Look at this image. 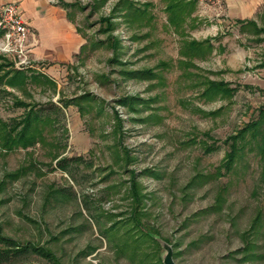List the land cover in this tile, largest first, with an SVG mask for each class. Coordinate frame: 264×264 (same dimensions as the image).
Instances as JSON below:
<instances>
[{
  "label": "rangeland",
  "instance_id": "1",
  "mask_svg": "<svg viewBox=\"0 0 264 264\" xmlns=\"http://www.w3.org/2000/svg\"><path fill=\"white\" fill-rule=\"evenodd\" d=\"M62 1L71 4L63 9L83 38L81 52L54 67L31 58L17 68L0 55V63H11L4 70L31 77L23 89L0 84L3 120L26 112L17 101L61 109L50 113L54 125L44 129V142L0 148V180L25 170L0 192L2 233L51 248L63 264H137L140 252L158 264L163 243L177 264H264V182L253 152L236 172L186 188L196 174L215 171L227 151L222 141L264 106V31L242 30L222 0H196L176 29L164 0H134L150 3L148 22L126 16L119 0ZM242 20L264 29V4ZM191 39H210V52L182 56V42ZM209 80L237 91L207 96ZM213 141L218 147L205 152ZM59 158L67 159L66 171ZM223 187L221 209L200 213ZM55 189L65 195L54 198ZM136 217L159 246L145 240L131 261V251L115 245L138 238ZM248 242L254 247L243 252ZM20 262L52 264L37 254Z\"/></svg>",
  "mask_w": 264,
  "mask_h": 264
},
{
  "label": "trees",
  "instance_id": "2",
  "mask_svg": "<svg viewBox=\"0 0 264 264\" xmlns=\"http://www.w3.org/2000/svg\"><path fill=\"white\" fill-rule=\"evenodd\" d=\"M165 1V11L167 13L168 22L174 26V28H179L182 22H185L186 18L192 14L195 10L196 0H164ZM58 4L60 7L67 9L69 4L63 2L62 0H58ZM137 1L134 0H119L116 3V8L124 9L126 16L133 17L134 20L138 22H143L144 20L149 21L151 15H147V7L150 5L148 1L143 2L137 6ZM141 5V6H140ZM67 17L70 18V14L66 13ZM235 22L240 24V28L246 31L247 28L250 27L252 32L258 34L264 29H260L256 27V24L253 20H242L236 19ZM247 27V28H246ZM181 28V27H180ZM248 30V29H247ZM217 38V37H216ZM84 48V44L81 45L79 52ZM212 45L210 44V39L196 41L191 39L189 41H183L182 46L179 49V53L184 57H198L200 55L206 54L210 52ZM1 58V57H0ZM11 63H0V84L11 87V88H19L23 89L28 80L31 79L25 71L21 69H6L10 68ZM8 66V67H7ZM137 72H135L136 74ZM139 74L143 75V72H139ZM207 87L204 91V94L207 96H212L215 94L222 95H232L237 91V87H229L224 81H208ZM73 101V100H71ZM63 105L67 106L69 102L61 101ZM16 104L24 105L27 107L26 112L19 118L18 120L12 119L7 122L0 117V148L5 151H11L16 148H28L36 143L44 142V129L49 126L54 125L55 117L50 116L52 110L60 111L59 107H40L35 108L34 106H30L23 101H17ZM218 112V111H217ZM211 114L216 113V111L210 112ZM213 141L212 145L206 144L204 146L205 152H210L214 150L218 145ZM222 143L227 145V151L224 154L221 163L216 167L214 172L209 174H201L198 173L189 180L186 185V188H190L191 186L201 185L210 180L217 178L225 173H234L236 172V168L243 161L244 157L248 153H254L258 160L261 163V180L264 182V106L259 107L257 116L254 119L246 122L241 128H239L235 133L229 135L226 139L222 141ZM66 158H59L56 160L57 167L63 171L67 170ZM25 172L24 169L19 168L12 172H7L3 175V178L0 180V192L3 191L8 182H11L15 179H18L20 175ZM135 185V184H134ZM132 186V194L133 197L137 200L139 195H137V191L134 189L135 186ZM225 187L221 189L216 196L215 203L202 209L199 211L200 213H210L217 212L222 207V202L224 200L223 193ZM52 196L62 195L65 193L62 189L52 190L50 193ZM86 204V202H84ZM88 206L86 204V207ZM136 216V214H135ZM135 218V217H134ZM134 225L132 230H136L138 234V238H125L121 240L115 245L118 247V250L121 252L125 250H130L131 255H129V259L131 261L135 260L136 252H139L138 247L145 242V240L150 241L152 244L157 246L158 242L147 232L141 229L140 221L134 219ZM254 227V226H253ZM252 227V229H253ZM255 228V227H254ZM254 230V229H253ZM106 235L108 234V230L103 231ZM118 241V239H115ZM193 244H196L193 242ZM254 247V244L248 242L245 245L243 252L245 250H251ZM89 248V247H87ZM86 253V251H83ZM29 254H37L39 256H43L48 259L52 264H63L57 258L55 253L51 248H47L44 245L32 243L29 241L19 242L11 237L4 235L1 231L0 225V264H25L20 262L21 258L28 256ZM141 258L137 261V264H149L148 257L149 253L140 252ZM153 255V254H152ZM158 264H162L160 259L156 261Z\"/></svg>",
  "mask_w": 264,
  "mask_h": 264
},
{
  "label": "crops",
  "instance_id": "3",
  "mask_svg": "<svg viewBox=\"0 0 264 264\" xmlns=\"http://www.w3.org/2000/svg\"><path fill=\"white\" fill-rule=\"evenodd\" d=\"M228 15L234 19L250 17L264 4V0H222ZM16 2L31 34V58L33 61L55 63L65 61L79 52L83 38L73 23L67 19L66 11L55 4V0H0Z\"/></svg>",
  "mask_w": 264,
  "mask_h": 264
},
{
  "label": "built area",
  "instance_id": "4",
  "mask_svg": "<svg viewBox=\"0 0 264 264\" xmlns=\"http://www.w3.org/2000/svg\"><path fill=\"white\" fill-rule=\"evenodd\" d=\"M30 34V28L24 21L18 4H0V55L11 56L17 68L31 63Z\"/></svg>",
  "mask_w": 264,
  "mask_h": 264
},
{
  "label": "water",
  "instance_id": "5",
  "mask_svg": "<svg viewBox=\"0 0 264 264\" xmlns=\"http://www.w3.org/2000/svg\"><path fill=\"white\" fill-rule=\"evenodd\" d=\"M163 247L165 249V254L162 258V263L163 264H177L172 257V249L171 246L168 245L167 243H163Z\"/></svg>",
  "mask_w": 264,
  "mask_h": 264
}]
</instances>
